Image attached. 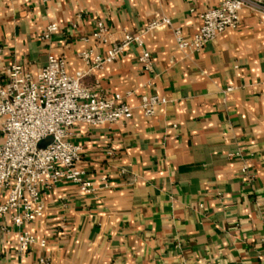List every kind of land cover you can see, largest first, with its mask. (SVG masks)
<instances>
[{
    "label": "crops",
    "instance_id": "1",
    "mask_svg": "<svg viewBox=\"0 0 264 264\" xmlns=\"http://www.w3.org/2000/svg\"><path fill=\"white\" fill-rule=\"evenodd\" d=\"M219 2L0 0V79L14 64L36 75L53 54L87 73L84 86L134 108L117 124L74 128L97 190L46 188L42 216L25 226L37 243L19 251L18 229L0 230V264H264V12L242 9L239 26L201 50L181 48L173 30L194 36ZM162 18L170 25L141 34ZM126 35H141L152 71L137 42L88 71L83 50L105 54ZM151 95L166 102L146 117Z\"/></svg>",
    "mask_w": 264,
    "mask_h": 264
},
{
    "label": "built area",
    "instance_id": "2",
    "mask_svg": "<svg viewBox=\"0 0 264 264\" xmlns=\"http://www.w3.org/2000/svg\"><path fill=\"white\" fill-rule=\"evenodd\" d=\"M244 8L264 12V0H220L200 12L201 25L194 36L189 38L182 28H173L178 45L201 50L227 29L237 28ZM161 24L170 25V20L155 19L141 34ZM57 30V24H50L43 37L50 39ZM105 32L106 27L99 22L94 36L100 38ZM133 42L141 47V35H126L105 54L83 50L80 56L88 71L101 70L123 58ZM138 61L144 71L153 70L154 60L148 50L142 48ZM86 74L69 73L65 59L51 54L36 75L21 64H14L0 79V230L8 233L11 225L18 229L19 251H27L37 243L25 226L42 216L46 188L65 182L77 185L85 194L97 190L80 165L83 146L72 140L74 128L79 124L108 126L133 116L134 108L120 95L107 97L84 86L82 79ZM165 102L166 98L151 95L142 98L140 107L150 117ZM47 138L51 142L40 147ZM108 155H113V151ZM102 181L106 184V177ZM46 263L40 259L39 264Z\"/></svg>",
    "mask_w": 264,
    "mask_h": 264
},
{
    "label": "water",
    "instance_id": "3",
    "mask_svg": "<svg viewBox=\"0 0 264 264\" xmlns=\"http://www.w3.org/2000/svg\"><path fill=\"white\" fill-rule=\"evenodd\" d=\"M51 142V138H47L43 141L40 142L39 146L40 147H45L47 144H49Z\"/></svg>",
    "mask_w": 264,
    "mask_h": 264
}]
</instances>
